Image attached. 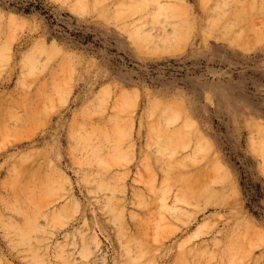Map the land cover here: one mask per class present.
I'll return each mask as SVG.
<instances>
[{"label":"rangeland","instance_id":"obj_1","mask_svg":"<svg viewBox=\"0 0 264 264\" xmlns=\"http://www.w3.org/2000/svg\"><path fill=\"white\" fill-rule=\"evenodd\" d=\"M0 264H264V0H0Z\"/></svg>","mask_w":264,"mask_h":264},{"label":"bare ground","instance_id":"obj_2","mask_svg":"<svg viewBox=\"0 0 264 264\" xmlns=\"http://www.w3.org/2000/svg\"><path fill=\"white\" fill-rule=\"evenodd\" d=\"M77 5H78V4H77ZM74 8H75V7H74ZM178 110H179V109H178ZM176 112H177V111H176ZM176 112H175V113H176ZM243 119H244V118H243ZM246 119H247V118H246ZM87 143H88V142H87ZM85 144H86V143H85ZM89 145H90V144H89ZM91 145H92V144H91ZM94 149H95V148H94ZM182 191H183V190H182ZM193 197H194V195H193ZM188 198H189V197H188ZM173 208H174V207H173Z\"/></svg>","mask_w":264,"mask_h":264}]
</instances>
